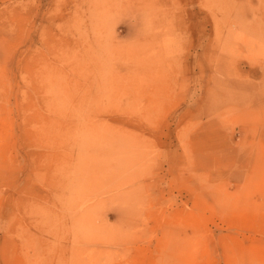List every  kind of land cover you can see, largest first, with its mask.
<instances>
[{"label": "rangeland", "instance_id": "obj_1", "mask_svg": "<svg viewBox=\"0 0 264 264\" xmlns=\"http://www.w3.org/2000/svg\"><path fill=\"white\" fill-rule=\"evenodd\" d=\"M0 264H264V0H0Z\"/></svg>", "mask_w": 264, "mask_h": 264}, {"label": "bare ground", "instance_id": "obj_2", "mask_svg": "<svg viewBox=\"0 0 264 264\" xmlns=\"http://www.w3.org/2000/svg\"><path fill=\"white\" fill-rule=\"evenodd\" d=\"M234 6V5H233ZM239 6V5H238ZM243 7V6H242ZM236 10H234V12H235ZM239 11V10H238ZM251 11V10H250ZM233 13V12H232ZM238 13V12H237ZM236 14V13H235ZM239 14V13H238ZM236 16H237V14H236ZM242 16V15H241ZM239 17V16H238ZM243 17H244V15H243ZM260 17V16H259ZM240 18V17H239ZM257 18V17H256ZM243 22V21H242ZM242 24V23H241ZM250 25V24H249ZM245 26V25H244ZM261 27V26H260ZM259 28V27H258Z\"/></svg>", "mask_w": 264, "mask_h": 264}]
</instances>
